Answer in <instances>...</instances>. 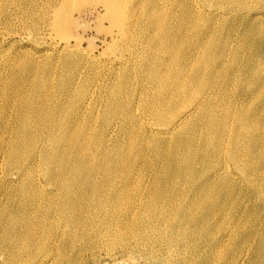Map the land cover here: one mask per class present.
Masks as SVG:
<instances>
[{
    "label": "rangeland",
    "instance_id": "374dc122",
    "mask_svg": "<svg viewBox=\"0 0 264 264\" xmlns=\"http://www.w3.org/2000/svg\"><path fill=\"white\" fill-rule=\"evenodd\" d=\"M141 1L126 0L131 14L129 16L135 17L134 24L132 22L129 28L130 36L134 39L128 43L113 41L111 38L117 29L109 19L98 17L96 11L86 12L82 16L72 14L66 26V39L80 42L95 55L94 60L87 61L89 63L83 59L82 70L80 63L75 65L68 62L69 65H64L61 61L63 54L58 55L56 52L60 37L54 29V19L47 0H0V264H209L211 246L204 242L196 243L192 239L185 258L183 254L176 255V258L172 256L170 247L166 246L162 237L163 226H166L164 219L150 210L145 213L156 220L148 222L151 234L149 232L143 238L137 230V226L140 228L137 215L136 218L126 216L116 223L119 233L110 235L102 228L105 217L99 213L98 224L88 225L87 229L81 226L76 229L61 226V230L59 227L54 228L55 232L50 235L43 233L39 231L41 223L37 221L40 212L34 210L28 215V205L31 207L34 203L22 209L24 196L20 184L17 185L15 180H7L8 175L17 178L32 159L31 153L26 150L11 158L8 152L4 155L6 143L11 137L21 134L23 148L25 145L27 148L33 145L36 149V143H45L48 131L53 129L50 123L53 118L58 115L62 117L66 111L67 117H62L66 123L70 124L68 115L74 116L79 122V129L90 132L91 149H97L99 145L96 142L103 138L100 131L104 135V127L107 126L103 120L102 101L111 97L113 101L124 104L123 100L128 96L127 108L132 112L131 119L122 112L111 115V128L108 134L106 132L109 144H118L120 159L129 155L135 163L133 170L137 171H132L133 175H139L142 181L144 178V183L149 187L157 175L171 177L175 174L176 181L183 186L185 182L189 185L195 182V177L183 173L185 166L180 172L165 153L164 147L170 146L171 149L173 143H166L168 140L163 138L149 139V132L145 128L153 122L154 115L149 99L150 82L140 77L137 65L140 41L145 37L143 27L147 26L143 21L148 0L142 1L145 9L139 8ZM158 10L165 34L183 36L184 41L180 44L183 45V57L180 63L185 65L184 73H203L205 80L215 82L214 86H227L217 95L218 105L229 103L232 107H241L245 104H259L264 107V0H160ZM183 14L187 16L184 22L181 20ZM197 31L202 32L200 39L198 35L195 36ZM202 48L210 56V68L198 72L202 70ZM236 51L239 52L238 61L234 59ZM116 56H120L124 63L120 67H110L117 59ZM91 65H95V68ZM126 79L128 87L121 93L119 87ZM70 86L73 92H70ZM81 87L88 88L94 95L91 111L82 112L77 109L79 95L76 90ZM207 87L211 86L204 85L202 90ZM239 95L242 98L239 99ZM188 102L192 101L189 99ZM24 124L32 130L37 126L43 128L40 136L34 139L30 134H23ZM88 125H92L91 129L87 128ZM202 127L199 125V129H195L196 126L190 129L198 131L191 152L192 162L197 169L203 168L205 163L201 149H211L203 141ZM26 132H29L27 128ZM246 146L239 147L238 158L240 154H245L243 158L251 163L252 169H248L245 161L240 163L241 169H238L230 160L219 158L220 162H228L235 178L231 181H218L217 185L207 190L210 198L206 199H212L217 219L223 222V226L216 230V236L222 235L226 226L230 225L234 230L230 241H226L229 244L222 248L230 250V254L233 251L231 249L239 248V252L242 250L240 260L228 259L224 264H264V146ZM231 147L229 143V153ZM181 162L184 163V157ZM17 166L22 168L20 172ZM69 169L68 166L66 172ZM31 175V171L27 172L24 181L33 178ZM39 177L41 181L38 184H49L44 177ZM80 189L86 197L91 192L89 187L82 184ZM63 192L66 193L65 190ZM179 194L185 195V192ZM55 199L67 204L60 192ZM134 201L123 203L122 206L128 208L134 205ZM165 201H160L163 208L168 207ZM53 205L57 216L59 209L55 203ZM140 208L141 205L137 211ZM204 211L202 208L199 215ZM83 215L82 221L91 223L92 215L86 212ZM53 220L48 222V226L55 222L61 223ZM19 221H26L29 230L35 235L29 232L24 239L30 240L32 246L38 244L31 254L26 251L23 240L17 241L7 233V226ZM209 223L208 227H211L216 221L210 217ZM64 229L66 234L62 232ZM17 250L24 260L16 256Z\"/></svg>",
    "mask_w": 264,
    "mask_h": 264
},
{
    "label": "bare ground",
    "instance_id": "6f19581e",
    "mask_svg": "<svg viewBox=\"0 0 264 264\" xmlns=\"http://www.w3.org/2000/svg\"><path fill=\"white\" fill-rule=\"evenodd\" d=\"M142 1L139 8L145 9L142 3L146 0ZM158 2L160 0H148V9L144 13L145 20L143 21L147 26L143 27L145 37L140 41V54L137 61L140 77L146 78L150 82L151 95L149 99L154 115L152 116L153 122L145 128L149 132V139H152L151 137L156 140L163 138L168 140L166 143L169 141L173 143L171 149H169L170 146L164 147L165 153L170 156L171 163L180 172L185 166L183 173L195 177V182L191 185L185 182L183 186L182 183L176 181L175 174L171 177L157 175L149 187L144 183V178L142 181L139 175H133L132 171H137L133 170L135 163L129 155L120 159L118 144L111 146L106 132L108 134L111 128V124H109L111 115L122 112L131 119L132 112L127 108L128 96L124 98V104L113 101L111 97L102 101L104 103L103 120L107 126L104 127V135L100 131L103 138H99L100 141L95 140L99 145L96 147L97 149H91L92 136L90 132L79 129V122L74 116L68 115L70 124L66 123L62 118L63 116L67 117L66 111L62 117L58 115L57 118H53L50 122L53 129L48 131L45 143L43 141L40 145L36 143V149L33 145L29 148L25 145L23 148L22 141L24 140L20 137L21 134L11 137L6 143L4 155L8 152L9 158H11L19 156L26 150L31 153L32 159L25 165L17 178L8 175L7 180L10 182L15 180L17 185L20 184V190L24 196L21 202L22 209L29 203H34L31 207L28 205V215L32 213L31 211H39L40 215L37 219L41 223L39 231L48 233V235L55 232L54 228L59 227L61 230V226L69 229L81 226L82 229H87L88 225L98 224L97 214L99 213L105 217L102 228L110 235L117 232L116 223L125 219L126 216L136 218L137 215V224H140V228L137 226V230L143 238V236H148L151 231L148 229V222L151 219L156 220L145 213L150 210L163 217L166 226H163L165 228L162 237L167 243L166 246L170 247V254L175 255V258L176 255L181 256L182 254L183 258L186 257L184 255L188 251V244L192 239L191 241L196 243L204 242L205 245L211 246L208 256L209 264H216L215 260L218 264H224L228 259L237 261L241 259L242 250L239 252V248H234L231 249L233 251L230 254V250L222 248L229 244L226 241L231 239L234 231L232 227L226 226L220 236L215 234L216 230L223 226V222L217 219V210L214 209L212 199H206L210 198L207 190L208 187L217 185L218 181H231L235 178L228 162L223 160L220 162L219 158L221 160L224 157L225 160H230L238 169H241L240 163L245 161L248 169H252L251 163L243 158L245 154H240L238 158V152L239 147H247L246 145L260 144L264 146V107L259 104L256 106L245 104L241 107H232L229 103L218 105L217 95L227 86H214L215 82L211 79L205 80L202 76L203 73L201 75L184 73L185 65L180 63L183 57V45H180L184 41L183 36H178V34L167 36L165 34L164 26H161L162 16L158 10ZM47 4L54 19V29L60 37L56 52L58 55L63 54L61 61L64 65L80 63V67L84 70L83 59L86 60V63L95 59L91 49L84 48L78 41L70 42L66 39V26L74 13L82 16L86 12L96 11L98 17L103 16L109 19L117 29L111 38L113 41L128 43L134 39L130 36L129 28L134 24L135 17L129 16L131 14L126 0H47ZM186 19V14H183L181 20ZM194 27L193 25L192 28ZM150 31L153 33L151 34ZM196 35L200 39L202 32L197 31ZM238 56L239 52L236 51L234 54L236 61H238ZM116 57L117 59L109 65L110 67H120L124 63L120 56ZM200 57H202L200 63L202 70L198 72L209 70L210 56L204 48L200 50ZM91 66L95 68V65ZM127 84L128 79L119 87L121 93L126 91ZM204 85L211 87L202 90ZM70 89V92H73L72 86ZM77 93L79 95L77 109L82 112L91 111L92 103L95 100L94 95L92 96L86 87L77 89ZM238 98H242V95H239ZM189 99L192 102H188ZM199 125L203 126V141L207 143V146H211V149L208 150L209 147L201 149L205 163L203 168L197 169L192 162L191 152L195 146V136L198 132L195 129H199ZM90 126L92 127V125ZM90 126L88 125L87 128L91 129ZM194 126L196 128L191 131L190 129ZM26 128L29 132H26ZM42 129L37 126L32 130L24 124L22 133L30 134L32 138L37 139ZM144 132L147 131L144 130ZM229 143L232 144L230 153L228 152ZM182 157H184V163L181 162ZM68 166L70 169L66 172ZM17 167L20 168L18 170L20 172L22 168ZM30 171L33 178L25 182L24 175ZM39 176L44 177L49 184L42 182L38 184L37 182L41 181ZM114 178L115 181H113ZM215 179L218 180L212 181ZM81 184L91 189L87 197L81 193ZM186 184L188 185L186 186ZM58 192L67 200V204L64 201L54 200ZM179 192H185V195H181ZM132 200H135L134 205L128 208L122 206L123 203L132 202ZM160 201L167 202L168 207L163 208V204L160 206ZM53 203L59 209L57 216H55ZM204 204L207 205L203 206ZM140 205L141 208L137 211ZM32 208L34 209L32 210ZM202 208L206 211L199 215ZM84 212L92 215L91 223L82 221ZM210 217L215 219L216 224L213 223L211 227H208ZM170 218H172L171 223ZM53 219L61 221V223L55 222L48 226V222H53ZM164 223L163 225H165ZM6 229L7 233L14 236L15 240H23L25 249L30 254L34 248L38 247L37 243L32 246L30 240H24L29 232L35 236L31 229L29 230L26 221L12 222ZM65 229L62 231L64 234H66ZM245 251L249 252L248 249ZM15 253L17 257L24 260L18 250ZM243 258L245 259V257ZM20 259L18 260L20 261Z\"/></svg>",
    "mask_w": 264,
    "mask_h": 264
}]
</instances>
